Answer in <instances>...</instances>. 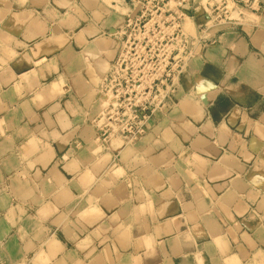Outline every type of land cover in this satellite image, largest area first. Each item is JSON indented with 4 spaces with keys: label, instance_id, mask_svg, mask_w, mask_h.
<instances>
[{
    "label": "crops",
    "instance_id": "obj_1",
    "mask_svg": "<svg viewBox=\"0 0 264 264\" xmlns=\"http://www.w3.org/2000/svg\"><path fill=\"white\" fill-rule=\"evenodd\" d=\"M195 9L133 137L100 96L131 0H0V264H264V13Z\"/></svg>",
    "mask_w": 264,
    "mask_h": 264
},
{
    "label": "built area",
    "instance_id": "obj_2",
    "mask_svg": "<svg viewBox=\"0 0 264 264\" xmlns=\"http://www.w3.org/2000/svg\"><path fill=\"white\" fill-rule=\"evenodd\" d=\"M210 27L236 26L245 13H264V0H206ZM192 0H131V10L115 36L119 51L100 96L108 99V121L122 136L141 135L146 123L166 107L180 77L196 57L187 29ZM178 67V68H177ZM110 128V127H109Z\"/></svg>",
    "mask_w": 264,
    "mask_h": 264
},
{
    "label": "rangeland",
    "instance_id": "obj_3",
    "mask_svg": "<svg viewBox=\"0 0 264 264\" xmlns=\"http://www.w3.org/2000/svg\"><path fill=\"white\" fill-rule=\"evenodd\" d=\"M206 0H202V3H200V1L198 0V1H196V0H192V10L191 11H193L194 13H195V8L196 7H201L202 8V11H204L203 10V7L206 5ZM191 13V12H190ZM203 13H205V11L203 12ZM206 14V13H205ZM207 15V14H206ZM208 16V15H207ZM187 29H193L192 28V25L190 24V22H188V25H187ZM188 30V31H189ZM193 40H194V42H195V45H196V42H197V40H196V38H193ZM200 50H201V47H199L198 46V44L195 46V49H194V54H195V52L197 53V52H200ZM197 57V56H196ZM195 57V55H194V59L196 58ZM178 68V67H177ZM103 99H104V106L106 107V106H108V99L105 97H102ZM169 102V101H168ZM168 104V103H167ZM108 111V110H107ZM105 114H106V112H104Z\"/></svg>",
    "mask_w": 264,
    "mask_h": 264
}]
</instances>
